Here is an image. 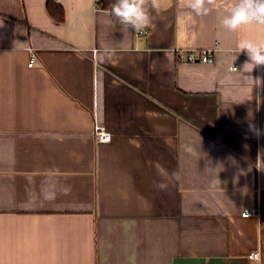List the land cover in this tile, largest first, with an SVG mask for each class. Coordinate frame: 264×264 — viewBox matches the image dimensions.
Listing matches in <instances>:
<instances>
[{
  "label": "crops",
  "instance_id": "0c3cea01",
  "mask_svg": "<svg viewBox=\"0 0 264 264\" xmlns=\"http://www.w3.org/2000/svg\"><path fill=\"white\" fill-rule=\"evenodd\" d=\"M49 1L0 0V264H264V65L237 47L264 26Z\"/></svg>",
  "mask_w": 264,
  "mask_h": 264
},
{
  "label": "clouds",
  "instance_id": "9594fccd",
  "mask_svg": "<svg viewBox=\"0 0 264 264\" xmlns=\"http://www.w3.org/2000/svg\"><path fill=\"white\" fill-rule=\"evenodd\" d=\"M216 5L217 0H179V7L195 16L209 15ZM150 8L158 9L157 0H112L111 15L127 30L136 31L152 22ZM222 25L232 32L247 25L264 26V0H233L228 8V14L222 19ZM237 47L238 53L246 52L248 56L243 70L249 65L251 70L264 65V41L241 40ZM156 186L161 191L167 188L162 182Z\"/></svg>",
  "mask_w": 264,
  "mask_h": 264
},
{
  "label": "built area",
  "instance_id": "2783aa9c",
  "mask_svg": "<svg viewBox=\"0 0 264 264\" xmlns=\"http://www.w3.org/2000/svg\"><path fill=\"white\" fill-rule=\"evenodd\" d=\"M148 34L147 30H140L137 33V37H144ZM177 58L180 61L189 62V63H208L212 59V52L207 50L202 51H188V52H178L176 54ZM33 63L30 64L32 66ZM94 137L97 142H110L111 135L103 126H96L94 128ZM258 210L256 209H247L242 213L243 217L258 216ZM251 262H259L261 257L259 253H251L248 257Z\"/></svg>",
  "mask_w": 264,
  "mask_h": 264
},
{
  "label": "trees",
  "instance_id": "16d2710c",
  "mask_svg": "<svg viewBox=\"0 0 264 264\" xmlns=\"http://www.w3.org/2000/svg\"><path fill=\"white\" fill-rule=\"evenodd\" d=\"M111 3H112V0H105V1H99L97 4H98V7L99 8H102L104 10L109 11L110 14H111ZM48 9H49L51 15L58 22H63V20H64V10H63V8L58 3H56L53 0H50L48 2ZM112 18H113V21L116 24H120L119 20H117L114 16H112Z\"/></svg>",
  "mask_w": 264,
  "mask_h": 264
}]
</instances>
